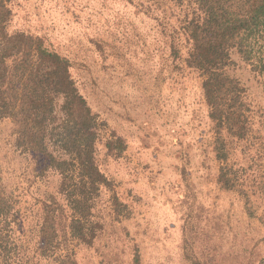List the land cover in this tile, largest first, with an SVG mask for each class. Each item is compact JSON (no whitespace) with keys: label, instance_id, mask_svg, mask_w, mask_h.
<instances>
[{"label":"rangeland","instance_id":"obj_1","mask_svg":"<svg viewBox=\"0 0 264 264\" xmlns=\"http://www.w3.org/2000/svg\"><path fill=\"white\" fill-rule=\"evenodd\" d=\"M172 2L12 1L10 32L38 36L66 57L80 94L106 124L97 164L126 206L119 207L120 214L128 217L117 219L112 193L102 189L94 209L101 230L90 245L70 241L78 264H264L263 228L248 216L242 196L218 183L201 78L186 67L183 40L178 57L172 55ZM231 59L227 73L246 88L251 144L264 162V80L235 50ZM112 134L125 144L120 154L105 147ZM240 163L259 180L258 160ZM43 166L16 150L13 125L2 121L0 175L25 214L18 233L29 243L35 240L39 208L63 206L61 230L69 214L58 194L60 177L42 173Z\"/></svg>","mask_w":264,"mask_h":264},{"label":"trees","instance_id":"obj_2","mask_svg":"<svg viewBox=\"0 0 264 264\" xmlns=\"http://www.w3.org/2000/svg\"><path fill=\"white\" fill-rule=\"evenodd\" d=\"M12 1L0 0V123H12L20 154L40 159L42 173L52 171L60 177L58 194L69 214L61 230L63 206L39 208L35 240L29 243L27 236L18 233L25 214L0 175V264H34L36 260L78 264L70 241L90 245L101 230L94 209L102 189L112 193L117 219L128 217L120 214L122 204L114 185L97 164V144L106 124L80 94L66 57L38 36L10 32ZM171 1L175 25L170 49L178 57L183 40L186 67L201 78L219 163L218 183L242 196L248 216L264 230V162L258 158L259 148L251 144L252 110L246 88L227 73L234 65L231 51L235 50L264 80V0ZM105 147L117 154L125 150L115 134L106 139ZM243 160L259 161L254 174L259 180L246 174ZM261 245L264 248V236ZM135 261H139L137 254Z\"/></svg>","mask_w":264,"mask_h":264}]
</instances>
